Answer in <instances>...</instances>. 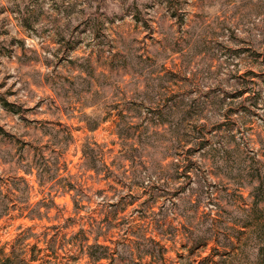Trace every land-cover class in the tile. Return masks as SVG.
<instances>
[{
  "label": "rangeland",
  "instance_id": "1",
  "mask_svg": "<svg viewBox=\"0 0 264 264\" xmlns=\"http://www.w3.org/2000/svg\"><path fill=\"white\" fill-rule=\"evenodd\" d=\"M262 180L264 0H0V264H187Z\"/></svg>",
  "mask_w": 264,
  "mask_h": 264
},
{
  "label": "trees",
  "instance_id": "2",
  "mask_svg": "<svg viewBox=\"0 0 264 264\" xmlns=\"http://www.w3.org/2000/svg\"><path fill=\"white\" fill-rule=\"evenodd\" d=\"M257 190L261 192V197H253L252 210L256 218L249 223L246 221L242 223L238 228L236 233L235 241L236 245L233 244L232 238L226 231V226L223 225L219 218L209 219L211 222L217 223L216 227L212 230L213 233L210 239H205L199 244L197 249H207L209 248L210 254L206 257L197 256V258L190 259L187 258V264H240L239 260L247 255L253 256V259L248 262V264H263L264 261V212L258 209L259 202L264 201V181H260L257 186ZM209 218L205 216L204 218ZM217 218V219H216ZM151 243L156 244L151 240ZM210 245V247H209ZM94 249H100L103 251L101 255L93 256L87 254V256L94 262L100 261L101 259H106L104 251L106 247L95 243L92 246ZM185 249L186 247L183 246ZM145 252H148L147 250Z\"/></svg>",
  "mask_w": 264,
  "mask_h": 264
}]
</instances>
